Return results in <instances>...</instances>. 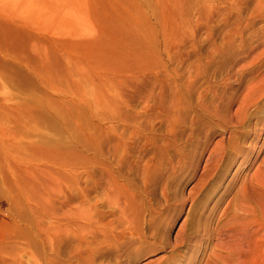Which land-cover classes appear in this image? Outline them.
I'll return each mask as SVG.
<instances>
[{
	"label": "rangeland",
	"instance_id": "rangeland-1",
	"mask_svg": "<svg viewBox=\"0 0 264 264\" xmlns=\"http://www.w3.org/2000/svg\"><path fill=\"white\" fill-rule=\"evenodd\" d=\"M263 188L264 0H0V264H264Z\"/></svg>",
	"mask_w": 264,
	"mask_h": 264
},
{
	"label": "bare ground",
	"instance_id": "bare-ground-1",
	"mask_svg": "<svg viewBox=\"0 0 264 264\" xmlns=\"http://www.w3.org/2000/svg\"><path fill=\"white\" fill-rule=\"evenodd\" d=\"M257 121V120H256ZM255 125V124H254ZM257 125H258V123H257ZM253 129V128H252ZM261 178V177H260ZM261 181V180H260ZM254 184V183H253ZM250 185H251V183H250ZM263 185V184H262ZM261 187V186H260ZM264 189V188H263ZM255 190V189H254ZM260 190V189H259ZM248 194V193H247Z\"/></svg>",
	"mask_w": 264,
	"mask_h": 264
}]
</instances>
